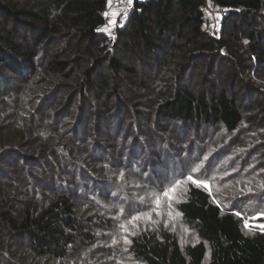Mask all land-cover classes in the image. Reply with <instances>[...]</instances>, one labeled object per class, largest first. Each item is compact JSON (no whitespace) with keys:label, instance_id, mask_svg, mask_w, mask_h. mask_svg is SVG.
Instances as JSON below:
<instances>
[{"label":"trees","instance_id":"trees-1","mask_svg":"<svg viewBox=\"0 0 264 264\" xmlns=\"http://www.w3.org/2000/svg\"><path fill=\"white\" fill-rule=\"evenodd\" d=\"M108 3L0 0V264H264V0Z\"/></svg>","mask_w":264,"mask_h":264},{"label":"rangeland","instance_id":"rangeland-1","mask_svg":"<svg viewBox=\"0 0 264 264\" xmlns=\"http://www.w3.org/2000/svg\"><path fill=\"white\" fill-rule=\"evenodd\" d=\"M213 10H217V8H213ZM104 14H106V12ZM209 18H210L209 30L212 32L211 34H213L214 36H218L219 34H216V33L219 31L220 21H221L222 17L219 16V14L215 13L214 15H212V17H209ZM101 27H100L99 31H101ZM181 191H182V189L179 190V192H181ZM261 217L262 216L257 215V216H254V217L248 219L247 220L248 225H249L248 228L253 227V228L259 229L257 226L264 224V222L260 221ZM171 223H172V229L175 230L176 235L182 244L190 241V235L192 237V241L190 243H192L195 240V236H194L195 234L191 231H186L185 228L181 225V223L178 220L174 219ZM188 232H190V235L188 234ZM195 241H197V239ZM116 261L121 262V264H136L135 263L136 261H134L131 258V256L125 254L121 250V248L117 249Z\"/></svg>","mask_w":264,"mask_h":264},{"label":"built area","instance_id":"built-area-1","mask_svg":"<svg viewBox=\"0 0 264 264\" xmlns=\"http://www.w3.org/2000/svg\"><path fill=\"white\" fill-rule=\"evenodd\" d=\"M114 5L117 11V14L114 18L115 23L112 22L113 19H111L110 16L104 15V23L101 27V32L111 41L116 38V30L125 23L126 17L132 9V0L131 2H129V0H116L114 1ZM203 12L209 17H212V15H214L215 13L219 14V16L222 17V15H224L225 13V10L217 9V11L213 12L210 8L209 3L205 1ZM216 34H219V31Z\"/></svg>","mask_w":264,"mask_h":264},{"label":"snow or ice","instance_id":"snow-or-ice-1","mask_svg":"<svg viewBox=\"0 0 264 264\" xmlns=\"http://www.w3.org/2000/svg\"><path fill=\"white\" fill-rule=\"evenodd\" d=\"M129 2H131V0H129ZM109 4H111V0H109ZM105 15H108V14L106 13ZM112 15H113V17H115L116 13H113ZM112 22L115 23V20L113 19ZM192 171L195 172V171H197V169H193ZM184 179H186L187 181H190L192 184L197 185V187H204L205 189H209V191H210V188H209V185H208L207 182L199 180V179H196L191 174L188 175ZM183 182H184V180H182V179H174V182L173 181H169L168 182L169 183V187L166 188L160 195H162L164 197H167L169 200H171L172 196H171L170 193L174 192L176 190V187L181 185ZM210 194H211V192H210ZM156 203L157 204L160 203V196L159 195L156 197ZM236 214L238 216L242 215L241 213H236ZM259 215L264 216V212H261ZM133 219H136V217H133ZM248 226H249L248 225V221L245 220V227H248ZM257 227L259 228V230L261 232H264V224L258 225ZM125 242L127 243L128 241H125Z\"/></svg>","mask_w":264,"mask_h":264},{"label":"crops","instance_id":"crops-1","mask_svg":"<svg viewBox=\"0 0 264 264\" xmlns=\"http://www.w3.org/2000/svg\"><path fill=\"white\" fill-rule=\"evenodd\" d=\"M114 1H116V0H111V4L108 3L107 9L105 11L108 14V16L111 17V19H114L115 18L112 15L113 13H116L117 14V11H116V8H115V5H114Z\"/></svg>","mask_w":264,"mask_h":264}]
</instances>
